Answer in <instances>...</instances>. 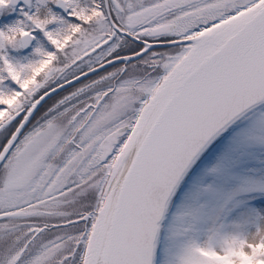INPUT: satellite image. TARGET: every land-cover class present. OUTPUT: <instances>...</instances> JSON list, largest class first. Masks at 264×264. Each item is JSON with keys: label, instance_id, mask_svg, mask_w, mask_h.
Wrapping results in <instances>:
<instances>
[{"label": "snow or ice", "instance_id": "1", "mask_svg": "<svg viewBox=\"0 0 264 264\" xmlns=\"http://www.w3.org/2000/svg\"><path fill=\"white\" fill-rule=\"evenodd\" d=\"M0 264H264V0H0Z\"/></svg>", "mask_w": 264, "mask_h": 264}]
</instances>
